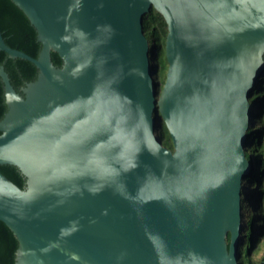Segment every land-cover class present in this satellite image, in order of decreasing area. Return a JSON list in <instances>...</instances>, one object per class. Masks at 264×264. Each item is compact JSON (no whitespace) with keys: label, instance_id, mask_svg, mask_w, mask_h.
<instances>
[{"label":"water","instance_id":"water-1","mask_svg":"<svg viewBox=\"0 0 264 264\" xmlns=\"http://www.w3.org/2000/svg\"><path fill=\"white\" fill-rule=\"evenodd\" d=\"M11 1L40 42L33 57L0 32V51L37 68L19 92L0 64V165L25 179L0 171L14 264H239L264 0ZM152 7L167 26L158 92ZM250 250L264 259V222Z\"/></svg>","mask_w":264,"mask_h":264},{"label":"trees","instance_id":"trees-1","mask_svg":"<svg viewBox=\"0 0 264 264\" xmlns=\"http://www.w3.org/2000/svg\"><path fill=\"white\" fill-rule=\"evenodd\" d=\"M143 30L150 43L154 45L153 62L155 64L154 77L161 83L164 82L167 62L165 57V39L167 26L163 16L153 7L143 17ZM0 32L6 44L12 48L19 49L36 57L40 42L36 39V31L30 24L25 14L11 1L0 0ZM51 59L56 66L61 64V59L55 52H51ZM0 64H3L14 88L20 92L25 83L36 78L37 68L28 60L21 58H10L4 51H0ZM251 99L256 105L255 125L249 129L250 140L246 145L247 157L255 159L257 169L254 173V181L247 185L242 195V211L244 229L242 231V242L239 246V264H264V259L255 262L250 256V247L256 239L257 229L263 226V213L256 207L259 206L261 198L264 197V123L261 110L264 104V75ZM6 111L3 85L0 80V118ZM157 135L165 147L172 148L168 132L160 121ZM0 171L8 179L19 187H23L25 179L19 169L13 165H0ZM256 185V191L254 189ZM264 185V184H263ZM229 239V237H228ZM245 243V244H244ZM17 240L11 230L0 221V264H14Z\"/></svg>","mask_w":264,"mask_h":264},{"label":"rangeland","instance_id":"rangeland-1","mask_svg":"<svg viewBox=\"0 0 264 264\" xmlns=\"http://www.w3.org/2000/svg\"><path fill=\"white\" fill-rule=\"evenodd\" d=\"M156 82H157V92L160 90L162 83L160 81H158V79L156 78V76L154 77Z\"/></svg>","mask_w":264,"mask_h":264}]
</instances>
